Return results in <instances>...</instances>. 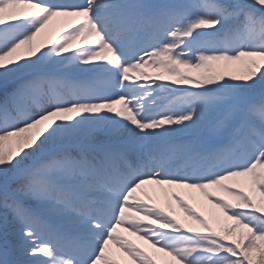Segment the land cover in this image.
Instances as JSON below:
<instances>
[{
    "label": "snow or ice",
    "instance_id": "6c2138e0",
    "mask_svg": "<svg viewBox=\"0 0 264 264\" xmlns=\"http://www.w3.org/2000/svg\"><path fill=\"white\" fill-rule=\"evenodd\" d=\"M58 17L78 23L38 40ZM149 64L176 78L130 82ZM214 64L246 71L178 70ZM120 230L171 264H264V0H0V264H156Z\"/></svg>",
    "mask_w": 264,
    "mask_h": 264
},
{
    "label": "rangeland",
    "instance_id": "374dc122",
    "mask_svg": "<svg viewBox=\"0 0 264 264\" xmlns=\"http://www.w3.org/2000/svg\"><path fill=\"white\" fill-rule=\"evenodd\" d=\"M77 21L70 20L67 18H54L49 25L46 27L45 31L41 34V37H38V40H43L45 42H50L52 39L58 37L63 34L66 30L71 29ZM75 47V45H74ZM243 65L237 64L231 66L230 68L225 69L222 64H214L208 69H199L192 70L180 67L178 70L184 72L189 75L199 76L204 73L215 74L223 72L225 76L229 75H238L239 68H242ZM145 71H149L150 78H157L161 75H168L169 73L164 68L153 67L151 65L141 68L137 72L130 73V82L132 80H139L141 77L140 73H144ZM164 79V78H163ZM162 78L158 81L160 82H169L172 79H175L174 76H169L167 79L163 80ZM241 186L247 191L249 185L243 179L240 181ZM211 192L213 196L221 197L224 199H230L219 189L210 188L207 190ZM178 195L182 200H184L194 211L204 219H208V221H213L212 218L217 214L218 209L213 208V206L208 202L203 193L190 189H182V188H169L168 186H156V185H146L142 189L141 192L138 193L141 200H145L148 203L154 204L157 207H163L164 210L177 217L175 214L181 217V214L178 209L181 210L179 205L172 199V195ZM183 212V211H182ZM134 214V213H133ZM178 218V217H177ZM217 218V217H215ZM184 220V219H183ZM184 224L189 225L190 220L183 221ZM193 223V222H192ZM191 223V225H192ZM196 228H199V225H193ZM121 231V235L130 240L132 243L136 244L139 248L143 249L156 263L160 262V264H171V257L166 256L163 252L157 251L155 248L151 247L150 244L145 243L143 240L139 239L134 235H130L127 232ZM109 255L111 258L121 261L122 264H132V261L123 253L119 252L114 246L110 245Z\"/></svg>",
    "mask_w": 264,
    "mask_h": 264
},
{
    "label": "trees",
    "instance_id": "16d2710c",
    "mask_svg": "<svg viewBox=\"0 0 264 264\" xmlns=\"http://www.w3.org/2000/svg\"><path fill=\"white\" fill-rule=\"evenodd\" d=\"M246 69L244 70H240L238 72L239 75H243L245 73ZM217 217V218H215ZM213 221H208V219L206 220V222L209 224V226L216 231H221L224 227H226L228 224H230L231 222H226L223 220V217L221 216V214L219 213V210L217 212V214H215V216H213L212 218Z\"/></svg>",
    "mask_w": 264,
    "mask_h": 264
}]
</instances>
